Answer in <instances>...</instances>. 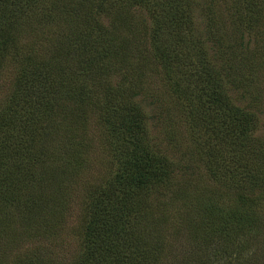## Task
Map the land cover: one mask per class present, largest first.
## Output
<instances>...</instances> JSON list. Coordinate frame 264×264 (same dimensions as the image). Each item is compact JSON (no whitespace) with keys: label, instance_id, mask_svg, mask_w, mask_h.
Wrapping results in <instances>:
<instances>
[{"label":"trees","instance_id":"1","mask_svg":"<svg viewBox=\"0 0 264 264\" xmlns=\"http://www.w3.org/2000/svg\"><path fill=\"white\" fill-rule=\"evenodd\" d=\"M143 1L125 0L131 7L143 4ZM49 2L51 9L47 14L54 24L60 23L66 14L75 15L67 21L68 24L71 22L67 27L73 26L81 15L86 16L89 10L86 0L79 7L76 3H66V0ZM113 3V7L118 8V0H101L100 11H106ZM196 6V0H157V6L152 4V9L162 7V11L160 15L157 11L152 14L153 28L143 34V40L150 46L149 52L141 48L132 52L135 43L122 30L118 32L119 28L115 27L113 31L116 32L109 33L100 21L99 24L89 22L91 26L88 28L78 29L73 42L56 41V50L49 59L31 60V69L23 75L22 100L0 112V244L5 237L11 240L10 243L15 241L16 231L11 217H2L3 210L13 208L17 213L19 211L20 229L24 234V223L30 222L32 226L40 217L39 199L29 197L21 202L14 196L21 183L27 184L25 179L31 181L29 185L35 187L37 195L41 194L44 200L40 204L47 213L44 233H58L53 224L64 221L66 209L65 202L55 199L61 198L56 191L58 181L52 185L55 191L44 193L33 176L34 164H53L46 153H38L31 144L18 142L22 152L12 155L9 163L5 162L6 125L7 128L25 130L35 123L33 119L36 117L31 114L40 110L49 123L44 127L47 129L52 125L49 119L53 113L62 108V114L71 113V124L76 130H85L88 113L95 107L94 111L100 114L107 129L103 132L105 141L109 140L115 148V153L112 152L117 169L105 197L98 198L94 204L96 209L88 220L77 254L67 260L56 258L53 249L56 239L53 237L50 240L53 242L33 254L25 253L15 261L16 264H149L150 256L144 253L147 244L139 241L142 235L136 229L137 219L144 215L138 210L141 197L162 189L169 190V182L177 169L170 152L153 142L150 120L154 117L148 114L143 104V101L153 99L152 94L146 93L143 72L147 68L143 63L151 56L165 76L164 81L175 96L177 106L183 109L179 116L189 124L200 156L198 159L203 162L207 175L222 182L226 189L233 190L237 201L246 204L235 205L234 209L222 208L208 199L190 207L188 222L192 227V250L198 247L202 254L195 259L190 252V259L185 264H226L227 259L238 264H251L256 260L247 256L249 243L245 240L252 239L254 234L257 239L261 234L258 228L260 218L254 210V204L260 201L251 197L259 193L260 198H264V148L255 138L259 123L253 112L257 99L253 101L252 98L251 103L241 106L231 93L243 88V100L251 96L249 87L244 86L248 81L246 73L249 70L253 76L260 69L259 65L264 66V51L259 53L262 56L247 57L244 53V56L238 54L234 58L228 53L232 45L226 46V42L218 38L216 48L224 51L225 57L223 62L219 60V66L216 65L217 61L205 51L203 39L193 35ZM123 9V12H117L116 20L113 18L114 23L119 22ZM257 9L258 3L250 4L241 12L240 6L236 8L238 12L233 15L236 25L245 29L240 32V41L246 32L259 34L264 31ZM128 22L131 20L126 18L121 23ZM208 22L210 34L217 36L213 30L215 20L210 18ZM8 31L0 28V61L14 44ZM140 40L138 37L136 42ZM259 44L261 49L264 48V36ZM239 47L243 49V43ZM112 75L119 77L115 84L111 81ZM100 87H103L104 99L95 104L93 97L99 96ZM77 161L82 165L80 160ZM50 170L54 168H48V172ZM116 189L121 192L120 196L114 191ZM179 196L188 197L185 192H180ZM47 219L53 221L52 224ZM8 249H11L10 245ZM158 259L155 256V262ZM3 263L0 260V264Z\"/></svg>","mask_w":264,"mask_h":264},{"label":"rangeland","instance_id":"2","mask_svg":"<svg viewBox=\"0 0 264 264\" xmlns=\"http://www.w3.org/2000/svg\"><path fill=\"white\" fill-rule=\"evenodd\" d=\"M118 2V8L115 9L113 7L115 3H113L107 6L106 11L101 12V0H86L89 8L87 15H81L72 24L73 26L67 27L71 25V22L68 24L67 21L75 18V15L66 14L60 23L54 24L47 14L51 9L49 0H0V28L10 30L8 31L10 39L14 41L6 57L0 61V112L6 111L13 103L22 100L23 75L31 69L32 66L29 64H33L32 61L39 62L49 59L52 52L56 50V41L58 43L66 40L73 42L77 30L88 28L91 26L90 23L99 24L101 21L105 26L104 30L109 33L116 32L113 30L118 27V32L122 30L121 32L135 43L131 47L132 52H137V48L147 49L149 52L150 46L147 45L148 41L143 40V34L153 28L152 14L157 11V15H160L162 7L154 9L150 7L152 4L157 6V0H144L143 4H136L132 7L129 3L126 4L125 0H118ZM66 3H76L79 7L83 0H66ZM196 3L193 14V24L196 28L192 30L193 35L203 39L205 51L217 61L216 65L219 66L221 64L219 60L223 62L225 57V52L216 48L218 38L222 42L225 41L226 46L232 45L228 53L230 52L234 58H236L234 55L244 56V53L247 57L263 55L259 54L264 51V48L261 49L259 46V40L264 36V31L259 34L246 32L243 40L240 41V32L243 28L236 25L233 15L237 14L238 6L241 12L250 4L258 3L259 23L264 29V0H196ZM121 8H124V13L120 15L119 22L114 23L113 18L116 20L117 12L122 11ZM22 12L29 13L23 14ZM126 18L131 22L121 23ZM210 18L216 22L213 30L218 33L217 36L210 34L208 22ZM138 37L141 40L136 42ZM241 43L244 45L243 49L239 47ZM142 45L145 46L142 47ZM144 65H147L143 71L146 93L152 94L154 99L143 101L148 114L154 117L150 120L153 142L161 144L162 149L170 152L169 156L175 162L177 169L174 178L169 182L171 184L169 190L162 189L148 197H141L142 201L138 210L144 215L137 219L136 229L142 235L139 241L147 244L144 246V253L150 256L149 264H185L187 259H190V252L195 259L202 254L198 247L192 250L193 237L190 230L192 227L188 222L190 207L208 199L214 200L222 208L225 206L233 208L235 205L246 204L237 201V194L233 190L226 189L222 182L215 181L207 175L203 162L198 159L200 156L197 155L196 141L189 124L186 119L179 116L183 109L177 106L175 96L169 92L164 81L165 76L160 71L157 62L151 56L144 61ZM259 66L260 69L255 75L252 76L249 70L246 73L248 81L244 86L249 87L251 96L243 100V88L234 90L231 96L241 106L251 103L252 98L253 101L257 99V104L253 106V112L258 117L259 123L255 138L264 148V66ZM111 81L114 84L117 83L118 75H112ZM102 91L103 87H100L99 96L94 95L95 104L98 100L104 99ZM28 95L31 96V94ZM94 110L95 107H92L88 113L89 122L86 123V129L80 131L72 126L71 113L62 114L61 112H64L62 108L58 110L59 112L53 113L49 119L52 125L47 129L44 127L49 123L44 117L45 114H42L40 110L31 114L36 117L33 119L35 123L25 130L5 126L6 139H8L7 144L3 146L5 162L9 163L12 155L22 152L18 142L31 144L38 153L42 152L41 154L44 155L46 153V156L54 161L53 164H34L33 176L43 187L44 193L50 190L55 191L56 188L52 185L58 181L56 191L59 192L61 198L55 199L65 202L66 209L63 212L64 221L53 224L58 233L54 234L55 231L44 233V227H47L44 223L47 213L46 208L40 206L44 200L41 194L37 195L35 187L29 185L31 181L25 179L27 184L21 183L20 187H17L19 190L17 195H14L15 198L21 202L29 197L37 201L39 199L38 205L42 211L39 213L40 217L33 221L32 226L30 222L24 223L25 234L20 229L19 211L17 213L13 208L2 211V217H11L16 230L15 241L10 243L11 240L5 237L0 244V260H3V264H16L15 261L25 253L33 254L38 249L42 250L41 247L53 242L50 241L53 237L56 239L53 243L54 255L57 253L56 258L67 260L79 251L80 240L86 230L88 220L93 210L96 209L94 204L98 198L105 197L110 187V179L113 180L117 169L113 154L115 148L109 140L105 141L103 132L107 129L100 114L97 115ZM64 125L67 128H64ZM77 160H80L82 165ZM51 167L54 170L48 172V168ZM65 189L66 193H64ZM114 191L118 196L121 195L118 189ZM180 192H185L188 197L180 198ZM32 193L34 195H31ZM251 197L260 201L254 204V210L260 218L258 228L261 234L257 239L254 234L252 239L245 240L249 243L247 256L256 258L252 261L253 264H264V198H260L259 193ZM46 221L51 224L53 222L48 219ZM35 234L39 235L35 237L33 236ZM242 242L244 243V240ZM7 244L11 246V249H8ZM155 256L159 258L156 262ZM56 258L55 261L61 263ZM228 262L238 264L233 259H227L226 264Z\"/></svg>","mask_w":264,"mask_h":264}]
</instances>
